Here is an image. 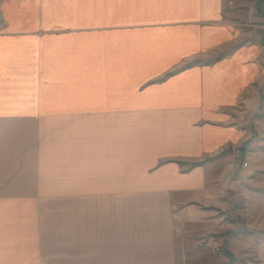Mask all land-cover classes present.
<instances>
[{"label": "crops", "instance_id": "0c3cea01", "mask_svg": "<svg viewBox=\"0 0 264 264\" xmlns=\"http://www.w3.org/2000/svg\"><path fill=\"white\" fill-rule=\"evenodd\" d=\"M67 1L0 0V264H189L185 222L236 186L233 146L252 137L221 107L264 75L263 57L236 45L224 0H161L168 24L91 44L75 40L87 23L61 16ZM259 157L244 186L261 187L264 229ZM250 249L264 264V236Z\"/></svg>", "mask_w": 264, "mask_h": 264}, {"label": "rangeland", "instance_id": "374dc122", "mask_svg": "<svg viewBox=\"0 0 264 264\" xmlns=\"http://www.w3.org/2000/svg\"><path fill=\"white\" fill-rule=\"evenodd\" d=\"M62 1L68 2L67 0ZM84 1L75 0V6L72 5L71 10L67 8L64 13L63 9L60 11L61 16L65 18H68L69 12L72 14L75 12L77 24L87 23V26L79 25L74 28L76 30L75 40L81 42L91 38V41H88L89 44L98 43L101 38H107L109 35H120L121 38L124 34L135 36L139 30L149 27L155 30L158 25L168 24V16L164 14L168 13V6L157 5L162 2L161 0H116V3L110 7L104 6V10L97 5L98 0H92L91 3L87 1L86 4ZM230 1L224 0V20L235 24L239 29V36H243L238 38L236 45H256L263 57L261 60L264 65V12H261L264 9L259 8L261 0H242L240 3L236 0L231 3ZM48 6L54 10L53 0H49ZM230 44L222 43L214 46L204 56H200L196 64L212 63L221 51L223 54L232 49L233 46ZM64 47V45L60 47L62 54ZM66 53H68L67 50ZM101 55L103 54H96L84 60L86 59L85 62L91 64L92 60L100 61ZM164 76L165 73L156 77L164 78ZM238 97L233 107L221 108L225 112L235 113L236 118H241L242 124L249 129V135L252 136L248 137V141H252L255 145H250V142L247 145L238 142L233 146L239 176L235 183L236 186L221 187L218 194L214 191L202 202V209L198 214L194 213L189 219H185L186 245L182 253L188 257L189 264H252L256 259L250 253V247H254L256 241L264 236L259 208L261 187L260 185L244 186L245 174H247L244 160L249 155L251 158L257 155L259 162V156H264V143L260 151L261 136L264 135V75H261L260 71L257 72L253 76L252 83L244 88ZM249 145L251 150L248 149ZM237 149L240 152H237ZM211 236L222 240L223 254L214 253L212 248L205 243V239ZM250 259L252 260L249 261Z\"/></svg>", "mask_w": 264, "mask_h": 264}, {"label": "built area", "instance_id": "2783aa9c", "mask_svg": "<svg viewBox=\"0 0 264 264\" xmlns=\"http://www.w3.org/2000/svg\"><path fill=\"white\" fill-rule=\"evenodd\" d=\"M237 152H240L239 149H237ZM253 162L250 159H245L244 160V165L245 166H250L252 165ZM176 216H178L176 214ZM205 243L212 248L214 253H218V254H223V243L222 240L219 237H215V236H211L209 238L205 239Z\"/></svg>", "mask_w": 264, "mask_h": 264}, {"label": "trees", "instance_id": "16d2710c", "mask_svg": "<svg viewBox=\"0 0 264 264\" xmlns=\"http://www.w3.org/2000/svg\"><path fill=\"white\" fill-rule=\"evenodd\" d=\"M263 3H264V0H261V1L259 2V8H260V9H263V7H264V6H263Z\"/></svg>", "mask_w": 264, "mask_h": 264}]
</instances>
